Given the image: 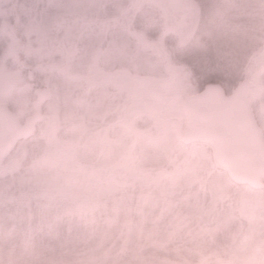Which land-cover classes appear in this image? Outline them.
I'll return each instance as SVG.
<instances>
[{"label":"clouds","instance_id":"obj_1","mask_svg":"<svg viewBox=\"0 0 264 264\" xmlns=\"http://www.w3.org/2000/svg\"><path fill=\"white\" fill-rule=\"evenodd\" d=\"M226 9L264 46V0ZM107 14L96 0H0V20L39 18L50 50L95 39ZM18 44L0 37V66ZM195 55L194 78L220 70L211 36ZM111 72L98 59L30 72L0 109V264H264V169L130 119Z\"/></svg>","mask_w":264,"mask_h":264},{"label":"rangeland","instance_id":"obj_2","mask_svg":"<svg viewBox=\"0 0 264 264\" xmlns=\"http://www.w3.org/2000/svg\"><path fill=\"white\" fill-rule=\"evenodd\" d=\"M96 2L108 14L92 25L95 39H89L84 31L78 41L69 39L59 50L49 49L39 18L27 22L19 17L13 21L0 20V37L19 41L7 65L0 66V103L8 107V97L30 72L34 78L58 63L98 59L106 69L112 70L111 86L127 97V115L132 120L149 118L183 133L185 119L181 103L185 95L198 92L207 82L221 84L229 94L237 82L246 80L248 99L264 131V46L233 72L234 80L227 79L222 69L211 75L213 79L224 78L221 82L214 79L195 85L196 80L182 63L184 49L200 18L196 0Z\"/></svg>","mask_w":264,"mask_h":264},{"label":"water","instance_id":"obj_3","mask_svg":"<svg viewBox=\"0 0 264 264\" xmlns=\"http://www.w3.org/2000/svg\"><path fill=\"white\" fill-rule=\"evenodd\" d=\"M246 80L230 94L217 82H208L181 103L186 122L183 134L208 142L225 162L251 169H264V135L248 100ZM0 109H7L5 104Z\"/></svg>","mask_w":264,"mask_h":264},{"label":"trees","instance_id":"obj_4","mask_svg":"<svg viewBox=\"0 0 264 264\" xmlns=\"http://www.w3.org/2000/svg\"><path fill=\"white\" fill-rule=\"evenodd\" d=\"M200 9V18L197 29L184 49L183 65L188 67L191 77L196 80L195 85H203L207 81H213L216 78L206 76L201 79H196L193 76L194 65H199L202 62L195 55L203 42L211 36L217 40L222 47L224 56L220 60V70L224 73L227 79L235 78L233 72H237L240 66H243L248 57H252L261 45L249 43L248 38L239 32L233 30L231 22V13L226 9L228 1L226 0H196ZM186 46V45H185ZM219 70V71H220ZM218 71L212 75H217ZM216 79L221 82L224 78ZM193 80V81H194ZM234 80V79H233ZM236 80H238L236 78ZM223 83V82H222Z\"/></svg>","mask_w":264,"mask_h":264},{"label":"flooded vegetation","instance_id":"obj_5","mask_svg":"<svg viewBox=\"0 0 264 264\" xmlns=\"http://www.w3.org/2000/svg\"><path fill=\"white\" fill-rule=\"evenodd\" d=\"M262 128V127H261ZM262 130H263V128H262ZM264 132V131H263Z\"/></svg>","mask_w":264,"mask_h":264}]
</instances>
